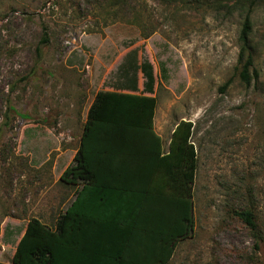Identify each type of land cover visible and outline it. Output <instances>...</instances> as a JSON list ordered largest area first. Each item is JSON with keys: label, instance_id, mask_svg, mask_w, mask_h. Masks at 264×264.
I'll return each instance as SVG.
<instances>
[{"label": "rangeland", "instance_id": "1", "mask_svg": "<svg viewBox=\"0 0 264 264\" xmlns=\"http://www.w3.org/2000/svg\"><path fill=\"white\" fill-rule=\"evenodd\" d=\"M246 15L248 87L237 77ZM144 62L155 132L166 147L190 121L197 152L194 230L170 264H264V0H0V123L7 98L17 112L0 136L1 263L28 220L52 225L72 199L59 177L95 94H146ZM245 209L255 234L234 214Z\"/></svg>", "mask_w": 264, "mask_h": 264}, {"label": "trees", "instance_id": "2", "mask_svg": "<svg viewBox=\"0 0 264 264\" xmlns=\"http://www.w3.org/2000/svg\"><path fill=\"white\" fill-rule=\"evenodd\" d=\"M250 33L246 15L238 33L237 56V77L246 87L258 80ZM42 42H48L46 36ZM139 69L146 94L136 93L135 85L122 87L132 93L95 94L76 153L59 177L66 185L80 187L75 199L53 226L37 218L28 220L10 264H102V226L123 236L122 245L132 241L137 246L142 254L139 264H168L178 243L192 234L197 170L192 123L176 124L164 153L161 137L153 128L152 67L144 62ZM5 109L0 136L11 124L9 114H17L9 98ZM234 214L256 233L251 210Z\"/></svg>", "mask_w": 264, "mask_h": 264}, {"label": "crops", "instance_id": "3", "mask_svg": "<svg viewBox=\"0 0 264 264\" xmlns=\"http://www.w3.org/2000/svg\"><path fill=\"white\" fill-rule=\"evenodd\" d=\"M103 91H113V90H103ZM117 92L132 93L128 90H126V91H120L119 90ZM87 111H88V109H87ZM86 114H87V112H86ZM85 118H86V116H85ZM156 134L158 136H160L158 133H156ZM161 140H162V149H163V152L165 153L169 149L170 139L168 140L166 147L163 143L162 137H161ZM66 186L73 188V196H72V199L70 200V202L67 205H65V207L61 210L60 213L65 212V210L70 206L72 201L75 199L76 190L80 188L78 185L75 187H72L70 185H66ZM103 213L104 212L102 211V214ZM54 222H55V220H54ZM54 222H53V224H54ZM53 224L51 226H53ZM24 229H23L22 233L20 234V236L18 237V239L16 240V243L18 242L20 237L23 235ZM116 232L117 231L115 229L102 226V264H139L140 256L142 254L139 252L137 246L135 245L133 247L131 244L132 241H130V244L122 245L120 243V240L122 239L123 236H121L119 233H116ZM10 234L11 233L9 232V236H10ZM16 243L12 247V249H13L12 256H13L14 251H15ZM171 259H172V257L169 259L168 264H170Z\"/></svg>", "mask_w": 264, "mask_h": 264}, {"label": "built area", "instance_id": "4", "mask_svg": "<svg viewBox=\"0 0 264 264\" xmlns=\"http://www.w3.org/2000/svg\"><path fill=\"white\" fill-rule=\"evenodd\" d=\"M67 44H69V43H67Z\"/></svg>", "mask_w": 264, "mask_h": 264}]
</instances>
